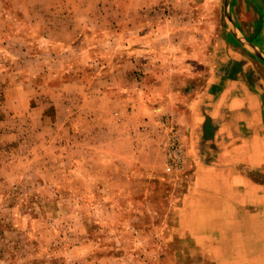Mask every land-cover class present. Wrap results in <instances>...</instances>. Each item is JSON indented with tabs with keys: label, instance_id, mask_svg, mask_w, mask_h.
I'll return each mask as SVG.
<instances>
[{
	"label": "rangeland",
	"instance_id": "374dc122",
	"mask_svg": "<svg viewBox=\"0 0 264 264\" xmlns=\"http://www.w3.org/2000/svg\"><path fill=\"white\" fill-rule=\"evenodd\" d=\"M240 52L264 62V0H0V264H193L156 174L174 104ZM238 213L250 233L221 216L240 245L211 254L264 264V218Z\"/></svg>",
	"mask_w": 264,
	"mask_h": 264
},
{
	"label": "crops",
	"instance_id": "0c3cea01",
	"mask_svg": "<svg viewBox=\"0 0 264 264\" xmlns=\"http://www.w3.org/2000/svg\"><path fill=\"white\" fill-rule=\"evenodd\" d=\"M190 95L172 109L182 129L183 161L156 174L167 196L165 239L174 241L167 251L189 256L193 264H222L211 250L240 244L219 234L220 217L233 221L240 212L264 218V62L246 52L222 66L213 62ZM144 155L162 154L142 146L132 150L134 158ZM235 221L239 237L247 236L251 221L243 216Z\"/></svg>",
	"mask_w": 264,
	"mask_h": 264
},
{
	"label": "built area",
	"instance_id": "2783aa9c",
	"mask_svg": "<svg viewBox=\"0 0 264 264\" xmlns=\"http://www.w3.org/2000/svg\"><path fill=\"white\" fill-rule=\"evenodd\" d=\"M174 134H175L174 137L171 138L172 141L171 140L170 141H171V143H173L174 145L177 146V147H175L177 149L175 151L172 150V153L170 155L171 158H172V161L170 163H168V165H167L168 168H172L174 166L180 165L182 163V161H183V156H184V155H182V153L184 151V145H183V142H182V137H180L181 135H179L178 133H174ZM180 152H181V154H180ZM173 153H175L177 155L176 156V157H178L177 160H176V158L174 156H172Z\"/></svg>",
	"mask_w": 264,
	"mask_h": 264
}]
</instances>
